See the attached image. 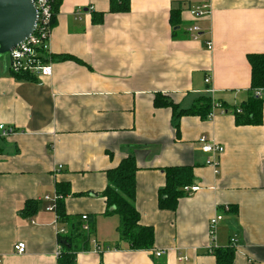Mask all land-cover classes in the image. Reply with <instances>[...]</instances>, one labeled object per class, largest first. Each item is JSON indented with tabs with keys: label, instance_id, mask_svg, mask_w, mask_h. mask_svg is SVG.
Instances as JSON below:
<instances>
[{
	"label": "crops",
	"instance_id": "crops-1",
	"mask_svg": "<svg viewBox=\"0 0 264 264\" xmlns=\"http://www.w3.org/2000/svg\"><path fill=\"white\" fill-rule=\"evenodd\" d=\"M60 1L51 76L27 82L4 66L0 73V125L15 131L0 139V264H58V236L67 229L44 197L59 184L68 185L65 215L94 219L93 243L76 264H215L208 223L216 215L223 220L215 246L231 249L235 239L233 264H264V102L262 123L243 126L218 109L213 119L175 120L170 108L153 106L155 94L181 109L203 96L233 108L246 102L247 55L264 54V0H130L127 13H109V0ZM200 6L209 14L195 19L189 10ZM92 13L104 14L100 24ZM189 26L199 28L197 40ZM201 137L224 149L216 175ZM129 156L138 168L139 223L154 232L150 251L119 243L118 217L104 216L107 172ZM174 167H191L200 191L175 211L160 210L162 169ZM18 243L25 253H15Z\"/></svg>",
	"mask_w": 264,
	"mask_h": 264
},
{
	"label": "trees",
	"instance_id": "trees-1",
	"mask_svg": "<svg viewBox=\"0 0 264 264\" xmlns=\"http://www.w3.org/2000/svg\"><path fill=\"white\" fill-rule=\"evenodd\" d=\"M60 0H51L53 19L52 27L55 25L56 16L60 7ZM130 10V0H109V13H127ZM104 14L92 13L93 24H100ZM54 60L53 57H51ZM57 61H75L70 56H59ZM247 62L250 66V88L249 98L238 107H228L225 104L220 106L227 113L231 112L235 118L236 126L260 125L262 123L263 99L253 97V91L264 88V54L247 55ZM19 81H33V75L10 74ZM155 108H170L173 112V118L180 117H198L206 119L211 111L212 102L209 97H200L193 102L190 108L181 109L173 104L168 98L155 94L153 99ZM236 109L240 113H236ZM2 139V138H0ZM138 168L135 159L132 156L123 159L120 164L107 172L109 185L101 194L105 199L106 207L104 216H117L119 226L117 235L119 243H126L131 251H150L154 246V232L152 227H143L140 225V215L134 207V197L136 193L135 175ZM165 175V184L158 192V208L160 210L175 211L179 200L187 196L182 191L183 187L192 185L191 167H174L162 169ZM59 200L56 203V213L58 222L66 227V232L58 236L59 255L58 264H76V255L79 252L89 250L90 243H93L94 219L87 218L83 223L81 217L72 219L65 215L63 211V199L68 193L67 184L57 185L56 190ZM30 204V203H29ZM34 210L28 212L31 215ZM88 225V230L82 229L83 225ZM101 252L102 249L96 246ZM215 264H233V250L217 249L214 253ZM100 264H102L100 262Z\"/></svg>",
	"mask_w": 264,
	"mask_h": 264
},
{
	"label": "built area",
	"instance_id": "built-area-1",
	"mask_svg": "<svg viewBox=\"0 0 264 264\" xmlns=\"http://www.w3.org/2000/svg\"><path fill=\"white\" fill-rule=\"evenodd\" d=\"M34 5L37 11V20L33 34L23 43L16 47L10 54L7 55V64L4 61V67L6 72L9 74H24V75H40L41 77H50L52 74V59L49 52L50 43V33L52 29V19L53 11L51 0H34ZM82 12L77 11L75 15L79 16ZM189 14L195 19H201L209 14L208 6L194 7L189 10ZM187 33H189L193 40H197L199 36V28L196 26H189L187 28ZM212 44L206 43V49L212 50ZM205 85L210 83V78L206 77L204 80ZM213 93V90H209ZM253 97L256 99L264 100V88L257 89L252 92ZM219 110V115H224L227 112L220 105H214L212 102L211 111L208 114V119H213L216 115L214 110ZM236 113H240L239 109H236ZM14 129L11 127H6L5 125H0V138H6L14 133ZM200 149L203 154L207 155L205 164L211 167L214 174L219 172V160L216 158L217 155H221L224 152L223 147L216 144L215 142L209 141L206 137H201L198 140ZM60 169V167H59ZM187 196L193 195L200 191V187L197 185L185 186L182 189ZM57 192L53 195H47L44 200L50 202L51 205L47 207L48 211L56 210V203L59 200ZM225 212L229 211V207H224ZM55 220L58 222L57 215ZM82 221H86V216H81ZM223 220L221 215H216L209 220L208 223V235L210 238V243L208 247L209 254L214 255L218 249L215 246L216 232L219 223ZM82 229L84 231L88 230V225L84 224ZM236 246V240L231 239L230 248L233 250ZM25 244L18 243L14 246V251L16 254L25 253ZM56 255H59V247L57 248ZM152 255L156 258H161L164 253L162 251H152ZM247 264H257L253 263L251 259L247 260Z\"/></svg>",
	"mask_w": 264,
	"mask_h": 264
},
{
	"label": "water",
	"instance_id": "water-1",
	"mask_svg": "<svg viewBox=\"0 0 264 264\" xmlns=\"http://www.w3.org/2000/svg\"><path fill=\"white\" fill-rule=\"evenodd\" d=\"M36 20L34 0H0V57L10 54L33 34Z\"/></svg>",
	"mask_w": 264,
	"mask_h": 264
},
{
	"label": "rangeland",
	"instance_id": "rangeland-1",
	"mask_svg": "<svg viewBox=\"0 0 264 264\" xmlns=\"http://www.w3.org/2000/svg\"><path fill=\"white\" fill-rule=\"evenodd\" d=\"M3 60H5V63L7 64L8 62V58H7V55L5 57H0V73H2L3 71Z\"/></svg>",
	"mask_w": 264,
	"mask_h": 264
}]
</instances>
